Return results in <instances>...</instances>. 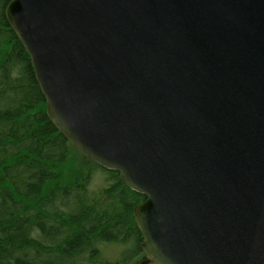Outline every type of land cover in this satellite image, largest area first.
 <instances>
[{"label":"water","instance_id":"95a60500","mask_svg":"<svg viewBox=\"0 0 264 264\" xmlns=\"http://www.w3.org/2000/svg\"><path fill=\"white\" fill-rule=\"evenodd\" d=\"M57 130L146 200L152 264H264V0H12Z\"/></svg>","mask_w":264,"mask_h":264},{"label":"trees","instance_id":"16d2710c","mask_svg":"<svg viewBox=\"0 0 264 264\" xmlns=\"http://www.w3.org/2000/svg\"><path fill=\"white\" fill-rule=\"evenodd\" d=\"M11 1L0 0V264L149 262L133 214L146 197L51 122L32 60L6 18ZM96 170L106 173L105 186L93 190Z\"/></svg>","mask_w":264,"mask_h":264},{"label":"rangeland","instance_id":"374dc122","mask_svg":"<svg viewBox=\"0 0 264 264\" xmlns=\"http://www.w3.org/2000/svg\"><path fill=\"white\" fill-rule=\"evenodd\" d=\"M79 152V151H78ZM79 154V153H78ZM83 155V154H82ZM81 156V155H80ZM81 158H83L82 156H81ZM104 177H106V173L105 172H103V171H101V170H96V173H95V177H94V179H93V182H92V189L94 188V189H96L95 187H98V186H100V187H103V186H105V184H103V178ZM102 185V186H101ZM93 189V190H94ZM146 262V263H145ZM136 264H152L150 261L149 262H147V261H142V259L141 260H139Z\"/></svg>","mask_w":264,"mask_h":264}]
</instances>
